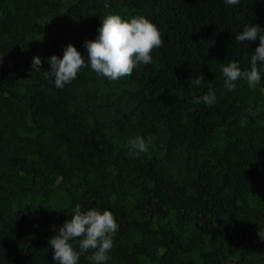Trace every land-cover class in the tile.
Returning a JSON list of instances; mask_svg holds the SVG:
<instances>
[{
	"label": "trees",
	"instance_id": "1",
	"mask_svg": "<svg viewBox=\"0 0 264 264\" xmlns=\"http://www.w3.org/2000/svg\"><path fill=\"white\" fill-rule=\"evenodd\" d=\"M109 14L157 25L152 64L55 88L46 58L86 57ZM250 23L264 28V0H0V264H55L48 240L77 204L114 214L107 264H264V91L226 92L220 71L248 67ZM209 86L215 107L189 102ZM137 135L149 150L130 158Z\"/></svg>",
	"mask_w": 264,
	"mask_h": 264
},
{
	"label": "clouds",
	"instance_id": "2",
	"mask_svg": "<svg viewBox=\"0 0 264 264\" xmlns=\"http://www.w3.org/2000/svg\"><path fill=\"white\" fill-rule=\"evenodd\" d=\"M239 2L223 0L226 6L238 5ZM97 32L94 40L84 42L86 57L69 44L63 50L62 58L55 55L46 58L50 70L43 72L44 78L62 90L77 78L82 68H90L98 77L110 82L117 81L131 76L141 66L151 65L153 50L163 45L159 28L144 15L125 19L119 14H109L101 19ZM257 40L259 44L255 51L249 53L248 67L242 68L238 60L220 64L226 92H233L238 81H246L249 88L260 86L264 91V28L250 23L235 36V43L245 44L246 47ZM41 65V58L33 57L32 68L40 69ZM193 83L203 84V77L198 76ZM189 102L212 108L217 103V94L209 86L207 92L193 96ZM248 115L255 117L256 113L249 110ZM149 144L150 140L140 135L129 139L128 156L138 158L140 154L148 152ZM117 231L118 224L111 211H101L96 207L82 210V206L77 204L72 209L71 218L48 240L53 260L55 264H79L81 256L91 250V255L86 256L89 264H107ZM257 235L259 241L264 243V228L260 227Z\"/></svg>",
	"mask_w": 264,
	"mask_h": 264
}]
</instances>
